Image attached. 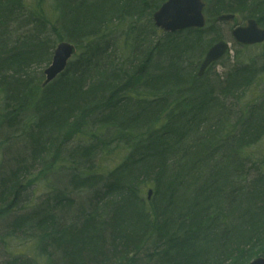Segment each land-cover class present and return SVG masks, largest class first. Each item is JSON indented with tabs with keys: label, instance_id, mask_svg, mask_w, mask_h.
<instances>
[{
	"label": "trees",
	"instance_id": "obj_1",
	"mask_svg": "<svg viewBox=\"0 0 264 264\" xmlns=\"http://www.w3.org/2000/svg\"><path fill=\"white\" fill-rule=\"evenodd\" d=\"M164 1L0 0V242L36 253L1 248L7 264L264 257V97H238L264 75V56L257 70L236 59L198 77L221 35L215 23L162 32L152 14ZM210 1L208 20L264 26V0ZM61 41L76 53L44 86ZM58 167L87 198L54 186Z\"/></svg>",
	"mask_w": 264,
	"mask_h": 264
},
{
	"label": "water",
	"instance_id": "obj_2",
	"mask_svg": "<svg viewBox=\"0 0 264 264\" xmlns=\"http://www.w3.org/2000/svg\"><path fill=\"white\" fill-rule=\"evenodd\" d=\"M204 3L202 0H167L153 14V21L156 27L164 32L174 33L187 28H201L205 24L202 13ZM233 15L223 14L218 16L219 21L232 20ZM233 39L242 45H250L264 41V28L258 27L254 19H249L245 25L237 26L231 31ZM228 44L224 40L214 43L206 52L199 70L201 76L206 67L217 61L225 54ZM75 53V47L68 42L59 43L54 51L51 63L44 69L45 80L43 85L51 82L61 73L71 56ZM151 190L148 191V197ZM249 264H264V257H258Z\"/></svg>",
	"mask_w": 264,
	"mask_h": 264
},
{
	"label": "rangeland",
	"instance_id": "obj_3",
	"mask_svg": "<svg viewBox=\"0 0 264 264\" xmlns=\"http://www.w3.org/2000/svg\"><path fill=\"white\" fill-rule=\"evenodd\" d=\"M204 3L205 6L208 5L207 0H204ZM44 6L47 9V12H52V9L47 1ZM237 19L242 22H245L242 19L241 14H237ZM207 23H215V29L218 31L219 35H221L223 39L228 40L231 43L230 52H228V54L220 61L219 64L213 65L212 68L206 74L208 79L214 77V75L217 74H220L221 76V74H223L227 70L226 67H228L231 64L233 65L236 62V59L237 61L242 63H252L256 70L261 68L263 64L262 58L264 56V44L262 46L260 45L255 47L238 46L234 44L230 35V30L232 29V25H233L232 23H226V22L219 23L215 20H209ZM207 37H211V36H207ZM259 79L260 80L256 79L253 85H250L248 88L240 90L238 92L239 103L243 104L247 102H256L257 99L264 97V75L260 76ZM259 149L264 150V139L262 140V145L259 146ZM56 169L51 171V174L48 176L49 178L54 180L57 174L61 176L64 174V171L61 170V168L58 167ZM54 186H57V188L59 189H63V190L65 189L69 193V195L77 201L84 200L85 197L87 198L88 195L87 192L72 191L71 188H68L67 181L64 180L63 176L61 177L60 180L54 182ZM41 189L42 187L37 190L35 195L36 198L42 196L43 192H39ZM44 191H48V190H45L44 188ZM145 192H147V190H145ZM1 233L2 231H0V235H2ZM18 236H23V235L19 234ZM2 238H4L6 242L5 243L0 242V249L6 248L11 252H23L25 250L26 252H30V254L36 255V253H33L32 242H29V244L26 243L27 245H29L28 248L26 247V244H21L18 242L22 239H17V238L9 239L10 238L9 235L3 236ZM37 257L39 256L37 255ZM10 260L11 258H9L8 254L7 255L0 254V264H7Z\"/></svg>",
	"mask_w": 264,
	"mask_h": 264
}]
</instances>
